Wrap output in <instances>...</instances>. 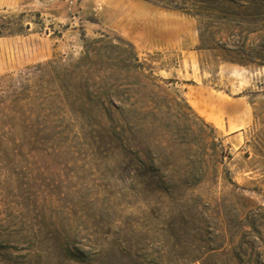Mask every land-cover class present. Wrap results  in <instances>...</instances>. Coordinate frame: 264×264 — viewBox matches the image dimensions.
I'll return each instance as SVG.
<instances>
[{"label": "rangeland", "instance_id": "rangeland-1", "mask_svg": "<svg viewBox=\"0 0 264 264\" xmlns=\"http://www.w3.org/2000/svg\"><path fill=\"white\" fill-rule=\"evenodd\" d=\"M0 31V264H264V0H0ZM101 38L177 100L107 143Z\"/></svg>", "mask_w": 264, "mask_h": 264}, {"label": "trees", "instance_id": "trees-1", "mask_svg": "<svg viewBox=\"0 0 264 264\" xmlns=\"http://www.w3.org/2000/svg\"><path fill=\"white\" fill-rule=\"evenodd\" d=\"M84 43V56L76 67L77 70L87 69L79 87L82 113L85 114L86 126L98 133L104 143L117 131L130 130L134 124L131 120L138 117V110L146 112L145 120H148L155 116L156 109L177 103L158 84L154 68L140 63L132 45L128 44L132 50L127 51L102 38L92 44L84 39ZM119 70L125 72L124 78L117 72ZM132 93L146 95L149 101L132 103L129 98Z\"/></svg>", "mask_w": 264, "mask_h": 264}, {"label": "bare ground", "instance_id": "bare-ground-1", "mask_svg": "<svg viewBox=\"0 0 264 264\" xmlns=\"http://www.w3.org/2000/svg\"><path fill=\"white\" fill-rule=\"evenodd\" d=\"M205 118V117H204ZM212 122H213V119H212ZM222 128V126H220Z\"/></svg>", "mask_w": 264, "mask_h": 264}]
</instances>
